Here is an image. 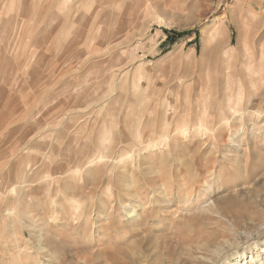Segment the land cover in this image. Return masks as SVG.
<instances>
[{
    "label": "rangeland",
    "instance_id": "rangeland-1",
    "mask_svg": "<svg viewBox=\"0 0 264 264\" xmlns=\"http://www.w3.org/2000/svg\"><path fill=\"white\" fill-rule=\"evenodd\" d=\"M62 1L0 9V264H199L264 213V0Z\"/></svg>",
    "mask_w": 264,
    "mask_h": 264
},
{
    "label": "bare ground",
    "instance_id": "bare-ground-1",
    "mask_svg": "<svg viewBox=\"0 0 264 264\" xmlns=\"http://www.w3.org/2000/svg\"><path fill=\"white\" fill-rule=\"evenodd\" d=\"M16 1H23V0H0V9L3 8V5H5V3H11L10 5H12L13 2H16ZM53 1V0H52ZM62 1V0H61ZM112 1H117V0H112ZM111 1V3H112ZM55 2V0H54ZM63 2V1H62ZM108 2V1H107ZM118 2V1H117ZM64 5H65V2H63ZM62 3V4H63ZM106 1H102L101 0V6L102 4H105ZM114 4V3H113ZM112 5V4H111ZM113 6V5H112ZM115 6H116V3H115ZM106 7V6H105ZM110 7V6H109ZM100 9V6L98 8V10ZM111 9V8H110ZM114 9V8H113ZM117 9V8H116ZM5 10V9H4ZM101 10H102V15H104V12L103 11V7H101ZM17 11V10H15ZM100 11V10H99ZM98 11V12H99ZM47 12V11H46ZM4 13V12H3ZM16 13V12H15ZM11 15V14H10ZM16 15H18V13H16ZM14 16V15H13ZM46 16V15H45ZM18 20L16 21V19H12L10 21V25H8L5 21L2 20V22L0 23V34L2 33L3 34H7L10 32V27L13 26H18ZM21 27V26H20ZM22 28V27H21ZM9 29V31H8ZM17 29V27H16ZM14 29V30H16ZM15 32V31H14ZM27 43V42H25ZM30 43V42H29ZM27 45V44H26ZM25 45V46H26ZM31 46V45H30ZM12 49V48H11ZM11 52V51H10ZM227 55V54H226ZM26 60V58L24 59ZM32 61V59L30 60ZM29 61V62H30ZM25 63V62H24ZM22 64V63H21ZM20 68V67H19ZM17 70V69H16ZM13 72V70H12ZM19 72V70H18ZM20 73V72H19ZM12 74V73H11ZM14 74V73H13ZM13 76V75H12ZM233 110H236L234 108H232ZM226 112H229L228 111H222V109H220L218 107V111H217V114L218 115H225ZM256 113V112H255ZM224 118V117H223ZM225 119V118H224ZM222 124V123H221ZM158 140V139H157ZM165 140V139H164ZM167 140V139H166ZM163 142V141H162ZM166 145V144H165ZM164 145V146H165ZM168 146V145H167ZM154 148V147H153ZM140 151V150H139ZM141 152V151H140ZM95 154V153H94ZM97 154V153H96ZM100 154V152H99ZM98 154V155H99ZM261 155V154H259ZM130 157V156H129ZM257 157V156H256ZM101 158V157H100ZM100 160L102 159H99V157H92L90 158V160L86 161L84 164H95L97 161L100 162ZM98 162V163H99ZM254 162V161H253ZM18 163V162H17ZM83 164V165H84ZM261 164V163H260ZM28 166V165H27ZM26 166V167H27ZM253 167V166H251ZM16 168V169H15ZM13 169H15V176L14 178L17 179L18 177L22 176V170L21 169V164H15ZM247 169V168H246ZM26 171V170H25ZM102 171V170H101ZM19 173V175L17 176V174ZM28 172H30V169L28 168ZM247 172V170H246ZM26 172H24L25 174ZM99 173V171H98ZM50 180V178H48V181ZM8 181V180H7ZM17 181V180H16ZM46 181V180H45ZM51 181V180H50ZM18 182V181H17ZM20 182V181H19ZM51 183V182H50ZM44 184V183H43ZM52 184V183H51ZM47 187V185H46ZM51 187V186H50ZM14 190V188H12ZM152 191V190H151ZM22 192V191H21ZM48 193V192H47ZM13 195V194H12ZM18 196V195H17ZM12 197V196H11ZM13 198V197H12ZM18 198V197H17ZM154 198V196H153ZM21 199V198H20ZM71 199V198H70ZM14 200V199H13ZM12 200V201H13ZM15 201V200H14ZM21 201V200H20ZM237 201V200H236ZM236 201H231L230 204L227 206V207H224L223 209H220V208H216L214 210V213L215 215L220 219H222V221H228L231 219L232 221V224L231 226H226V227H222V226H218V224L216 223H219V222H216L215 225L218 226L216 227L214 225V229L212 228V231H207L205 232V234L208 235V238L207 241H211V238H213L212 241L215 242V244L213 245H206V244H197L196 247L198 248L196 250V253L197 254H200V256L202 257H198L197 254V260L199 259L200 262H198L199 264H226V256L228 255V252L234 247L232 245L234 244H230V241H228V239H220V237L222 238H226V235H229L231 233H233V235H238L240 237V240L246 244L247 242H249V239H253L254 237H256L257 239L253 242V245L255 250H257L255 252V256H250V261H254V263H258V264H264V229L261 228V225L263 224L262 220H264L263 216H264V213L261 212V211H257V210H254V209H250V208H247L245 205L243 204H240ZM8 202V201H7ZM17 203V202H16ZM19 203V202H18ZM141 203H143L141 201ZM73 204V203H71ZM8 205V204H7ZM86 205V204H85ZM21 206V205H20ZM76 206V205H75ZM58 207V206H57ZM63 207V206H62ZM7 208V207H6ZM19 208V207H18ZM78 208V207H77ZM76 209H73V211L76 213V215L74 214V216L78 217L80 213H78V210ZM22 209V207H21ZM79 209V208H78ZM19 210V209H18ZM23 210V209H22ZM48 210V209H47ZM62 210V209H61ZM2 211V210H1ZM12 211V210H10ZM7 212V211H6ZM5 212V213H6ZM9 212V211H8ZM42 212V211H41ZM39 213V212H38ZM62 213V212H61ZM73 213V212H71ZM82 213V212H81ZM11 214V213H10ZM135 214V213H134ZM6 215V214H4ZM67 215V213H66ZM138 215V214H137ZM25 216V215H24ZM28 216V215H27ZM81 216V215H80ZM135 217V215H133ZM140 216V215H139ZM15 217V216H14ZM67 217V216H66ZM138 218V217H137ZM5 219V217H4ZM27 219V218H26ZM31 219V217H30ZM135 219V218H134ZM139 219V218H138ZM22 220V219H21ZM17 221V219H16ZM25 221V219H24ZM33 221V220H32ZM137 221V220H136ZM135 221V222H136ZM141 221V220H140ZM24 223V222H23ZM143 224V223H142ZM227 224V223H226ZM225 224V225H226ZM101 225V224H100ZM228 225V224H227ZM33 226V225H32ZM142 226V225H141ZM228 227V228H227ZM29 229V228H28ZM21 230V229H20ZM24 231V230H23ZM74 231V230H73ZM78 232V231H77ZM30 233V232H29ZM28 233V235H30ZM40 235H42L40 232H39ZM37 234V235H39ZM34 235V234H33ZM32 235V236H33ZM232 235V234H231ZM36 237V236H35ZM39 237V236H38ZM234 237V236H233ZM32 238V237H31ZM34 239V238H33ZM232 239V237H231ZM33 241V240H32ZM42 239L41 238H38L37 239V245H38V248L40 249V252H45L46 253V256H47V260L49 259V261L52 262V264H65L66 261H68L69 259L65 257H61L60 253H58L56 250L54 251L49 243L48 244H44L42 243ZM213 242V243H214ZM34 243V242H33ZM36 243V242H35ZM243 244V245H244ZM35 245V244H34ZM33 245V246H34ZM250 245V246H251ZM261 246V247H260ZM195 247V248H196ZM35 248V247H34ZM36 249V248H35ZM38 249V250H39ZM247 248H245L246 250ZM249 251V250H248ZM259 251H262V252H259ZM103 252V251H102ZM261 253V254H260ZM243 254V252H236L235 253V256L239 255V257H241V255ZM76 256V255H75ZM110 256V255H109ZM263 256V257H262ZM38 257V256H37ZM45 257V256H44ZM81 257V256H80ZM72 259V258H71ZM71 259L69 260V263L68 264H72L73 262H71ZM257 259H259L257 261ZM77 260V259H76ZM74 261V260H73ZM78 261V260H77ZM118 261V260H117ZM120 261V260H119ZM110 262V261H109ZM244 262L247 263L246 260H243V261H234L233 264H243ZM83 263V262H82ZM110 263H113V261H111ZM118 263V262H116ZM121 264V263H119ZM156 264V263H155Z\"/></svg>",
    "mask_w": 264,
    "mask_h": 264
}]
</instances>
